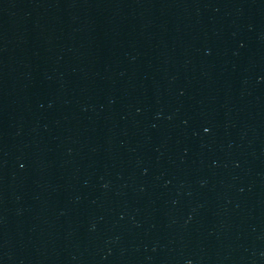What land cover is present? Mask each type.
<instances>
[{
  "label": "water",
  "instance_id": "water-1",
  "mask_svg": "<svg viewBox=\"0 0 264 264\" xmlns=\"http://www.w3.org/2000/svg\"><path fill=\"white\" fill-rule=\"evenodd\" d=\"M0 264H264V0H0Z\"/></svg>",
  "mask_w": 264,
  "mask_h": 264
}]
</instances>
